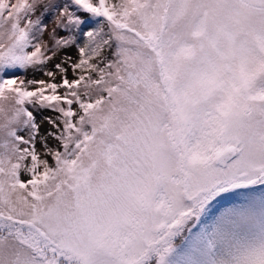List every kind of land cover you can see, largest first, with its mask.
Listing matches in <instances>:
<instances>
[{
    "label": "snow or ice",
    "instance_id": "snow-or-ice-1",
    "mask_svg": "<svg viewBox=\"0 0 264 264\" xmlns=\"http://www.w3.org/2000/svg\"><path fill=\"white\" fill-rule=\"evenodd\" d=\"M0 264H264V0H0Z\"/></svg>",
    "mask_w": 264,
    "mask_h": 264
}]
</instances>
